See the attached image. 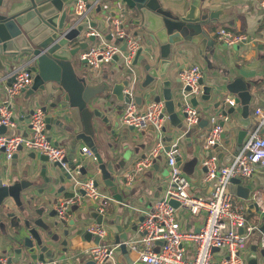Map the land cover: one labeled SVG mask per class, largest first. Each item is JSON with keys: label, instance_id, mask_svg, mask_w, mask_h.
Here are the masks:
<instances>
[{"label": "water", "instance_id": "obj_1", "mask_svg": "<svg viewBox=\"0 0 264 264\" xmlns=\"http://www.w3.org/2000/svg\"><path fill=\"white\" fill-rule=\"evenodd\" d=\"M77 1L0 0V73L10 67L8 64L13 66L25 59H33V82L23 90L25 98L18 116L30 125V118L39 106L45 113L48 138L54 140L55 144H62L60 140H64L71 142L73 146L70 151V147L64 144L67 155L61 161L54 162L46 155L29 152L30 157L43 162L40 175L45 181L58 183L77 180L79 188L87 175L94 178L97 187L104 185L110 189L115 199L123 202L126 190L130 191L131 188L119 184L112 161L105 160L98 143L102 129L95 119L101 118L104 123L111 125L109 115L105 114L101 106H105L106 110L112 107L111 97L119 102H129L130 97L124 91L131 86L138 104L142 103L143 95L156 102L164 100L170 123L169 127L164 126V132L169 134L164 136L165 141H172L177 136V130L190 136L194 127L187 129V113L183 111L186 102L181 90L178 93V88L173 87L180 82L179 77L172 78L175 70L181 68L177 61L178 53L183 49L185 41L199 43L204 48L212 47L214 40L210 36V24L225 11H207L204 0H193L186 11L165 7L160 0H103L94 12L102 15L99 19L93 17L90 23H77L74 15V4ZM116 15L123 18V26L126 22L129 30L141 42L132 67L124 68L119 56H116L114 60L119 61L118 68L90 72L87 62L80 60L78 54L90 45V41H95L96 37L92 35L88 40L81 38L91 25L101 30L107 40L122 42L123 39L113 38L106 23L109 17ZM121 47L125 50L124 44ZM224 77H214L208 83H205L204 77L201 78L203 93L199 99L193 97L191 103L197 106L203 100L206 102L203 107L206 112L217 111L231 117L228 122L222 121L225 128L223 138L231 129L239 128V148L256 124L250 105L253 93L251 84L242 77L229 81L228 75L225 74ZM100 78L103 80L95 82ZM13 80L14 77L10 82ZM159 86L161 93H155ZM142 89L143 95L138 94ZM105 92L101 102L98 96ZM229 95L233 96L236 105H241L240 112L236 105L228 103ZM208 122L205 117L199 125L207 126ZM5 131V126L0 127V132ZM55 137L61 139H54ZM80 143L92 156L83 147L77 146ZM169 148L170 145L167 150ZM21 150L20 146L13 158H17ZM234 153L225 156L224 160L230 162ZM217 156L223 157V152H219ZM179 164L181 165L180 159ZM49 170L57 176H47ZM26 172L30 173V170ZM165 173L168 174V169H165ZM34 177L19 179L12 174L6 180L0 159V231L6 236L3 254L9 256L8 263L22 264L28 259L53 260L56 253L60 252L55 247L61 237L60 230L68 221L57 216L55 207L48 209L47 201L40 195L43 189L41 187L37 190V179ZM230 190L245 200L254 192L252 187L244 185L239 178L234 179ZM80 191L84 193L83 190ZM170 202L175 207L179 206L176 200ZM254 210L258 212V204L251 201L248 211ZM89 215L99 223L103 221L97 205ZM143 219L144 216L140 217V221ZM117 229L119 233L115 243L120 244V251L127 258L128 264H131L126 241L130 230H136L137 225L131 226L127 219L122 224L118 223ZM259 230L264 234V221ZM63 234L68 235L69 230L65 229ZM84 236L88 240L93 239L95 243L100 240L98 236L93 238L90 232H86ZM66 243L65 240L61 241V244ZM214 250L219 248L215 247ZM261 254L264 255V249ZM62 259L64 263L60 261L63 264H82L78 256L69 261H65V256ZM84 264L95 262L89 259ZM245 264H264L259 259L258 245L251 246Z\"/></svg>", "mask_w": 264, "mask_h": 264}, {"label": "built area", "instance_id": "obj_2", "mask_svg": "<svg viewBox=\"0 0 264 264\" xmlns=\"http://www.w3.org/2000/svg\"><path fill=\"white\" fill-rule=\"evenodd\" d=\"M103 0H78L74 4V15L77 23L92 21L97 7ZM264 7V0H260ZM108 30L114 39H123L122 42L107 40L104 33L89 25L86 29L85 38L95 36L96 40L81 50L80 60H85L90 72H95L104 64L114 61L119 56L124 68L132 67L133 60L141 45L139 39L125 26L120 15L109 17L106 20ZM216 41L226 46H235L249 39L247 33L235 31L226 27H219L215 34ZM122 44L125 50H122ZM33 59H25L14 64L4 74L3 81L4 98L0 103V127L5 126L6 131L0 132V149L4 148L6 161H11L19 151V147L27 153L35 152L49 157L51 162L61 161L67 155V148L61 144H55L48 138L46 132V119L43 110L37 106L30 118L28 135L8 134L17 127L14 111V99L33 82L32 66ZM14 77V80H10ZM178 77L182 84L181 93L186 102L183 111L187 113L185 121L187 129L199 125L205 118L206 111L199 105L191 103L193 97L198 99L203 93V70L199 65L192 64L183 66L178 71ZM125 93L130 101L125 104L120 122L126 127H133L144 131L152 126L157 133L154 145L141 157L135 166V170L124 176L125 184H130L135 177L145 169L151 167L155 160L165 150L164 126L168 120L164 101L151 102L143 111H139L135 101L134 90L129 86ZM230 105H236L232 97L227 98ZM255 127L245 137L242 146L234 153L230 162L222 163L214 150L223 145V133L225 131L222 121H229V116L221 112H212L207 115L208 130L202 135L203 148L210 154L203 161L206 167L204 182L210 187L208 197L194 192L191 182L179 164L183 152L180 146V137L171 141L170 148L165 150L166 165L168 169V181L164 196L156 201L153 209L144 214V219L138 224L139 236L126 241L128 250L136 252L138 260L145 264H245L246 254L249 251V240L252 234L259 230L264 216V200L261 189L254 191L250 198L245 200L249 203L256 201L258 204V216L249 219L243 200H237L230 190L234 179L241 181L253 178L264 167V108L257 107L254 113ZM263 131V132H262ZM83 149L92 156L86 148ZM21 150V151H22ZM20 151V152H21ZM80 190H83L84 193ZM85 197L99 201L98 209L104 214L106 201L95 185L93 177L83 180L78 189L72 194L59 198L55 203L57 216L68 221L72 217V207L81 206ZM101 200V201H100ZM171 200L179 202L175 207ZM179 210H185L195 216L204 215L202 225L188 231L182 226L179 219ZM242 229V231H241ZM87 232L100 238L87 250V254L95 264H106L119 248L120 244L103 242L111 236V229L103 222H92L86 227ZM193 245L192 256H188L187 245ZM261 244L264 247V237ZM160 250H156V246ZM223 251L222 254L214 248ZM0 264L8 263V256L0 255ZM31 264H63L60 260L35 259ZM114 264H119L114 262Z\"/></svg>", "mask_w": 264, "mask_h": 264}, {"label": "crops", "instance_id": "obj_3", "mask_svg": "<svg viewBox=\"0 0 264 264\" xmlns=\"http://www.w3.org/2000/svg\"><path fill=\"white\" fill-rule=\"evenodd\" d=\"M193 0H160V2L168 8L172 9H182L186 11L189 9L190 4ZM204 6L207 11L223 10L224 13L220 14L218 18L211 22V27L209 29L210 36L214 40V45L212 47H205L199 43H194L192 41H185L183 43V49L178 53L177 61L180 63L179 67L196 64L199 65L203 70V77L205 83L212 81L215 78H225V74L228 75L229 80L235 77H242L245 81L251 84V91L253 93V98L251 101V114L254 116L255 109L257 107L264 108V7L261 6L260 0H204ZM101 14H94L95 19H99ZM125 28L129 29V25L125 22ZM219 27H226L235 31H241L247 33L249 39L235 46H225L216 41L215 34ZM86 33V32H85ZM105 35V34H104ZM106 38V37H105ZM82 40H88L84 36ZM94 42V41H93ZM90 43H92L90 41ZM81 52V51H80ZM79 52V54H80ZM78 54V57H79ZM12 67V64H8ZM119 67V61H113L109 64L102 65L99 70L103 69H115ZM180 68V69H181ZM179 69V70H180ZM2 71L0 73V78L4 76L7 72ZM179 70H175L173 77H178L177 73ZM103 79H97L95 82H100ZM180 83H175L174 88H178V93L180 89ZM3 81L0 80V92H3ZM143 89L139 90L138 94L143 95ZM1 92V93H2ZM125 92V91H124ZM161 93V87L155 91V93ZM0 93V103L4 98V94ZM106 92L100 94L98 99L103 101V97ZM153 97V96H152ZM228 97H233L232 95ZM25 93L22 92L18 94L14 100H16V105H14L15 118L17 121V127H20L22 133L28 131L29 123L26 120L21 119L18 116L21 110V105L24 102ZM110 101L113 102L112 107L107 108L104 106L102 110L105 114L109 115L111 120V125L106 124L101 118H96L95 121L100 125L102 132L101 137L98 138V143L100 144L101 151L103 152L106 161H112L114 168L117 173V181L123 186H129L131 190H126V195L124 196V201L121 202L113 197L112 192L109 188L102 185L99 187L101 190V195L103 200L106 201L105 213L103 215V223H105L111 229V236L108 238L110 241L108 243L116 244L115 239L117 237L118 223H123L127 219L130 225H137V229L134 231L130 230L129 239H134L139 236L138 224L141 222L140 217L144 216L146 212L153 209L154 204L158 199L164 196L166 189L168 174L165 173L167 169L166 165V153L167 147L170 145L171 141H165V150L162 154L155 160L154 164L140 172L130 184H125L124 176L128 172L135 170L137 161L143 157L149 149L154 145L155 139L157 138V133L154 131L152 126H149L144 131H139L134 128H129L121 124L120 118L122 111L125 107L126 102H119L115 97H111ZM155 101L154 99H149L147 96L143 95V101L138 104L139 111H143L147 106ZM164 101V100H162ZM99 103V101H98ZM206 102L201 101L200 106L203 108ZM103 105V104H102ZM238 107V112L241 111V105H236ZM217 112V111H214ZM209 113L207 112L206 117ZM255 117V116H254ZM231 117L229 118L230 121ZM166 126H170L169 119L165 123ZM209 126L195 125L194 131L190 136L183 135L179 130L175 131L177 135L173 140L180 137V146L183 155L180 159L181 166H183V171L191 182V189L203 196L208 197L210 194V187L208 183L204 182V176L206 172V167L203 164L205 158L210 154L203 148V137L202 135L208 130ZM12 129L11 131H13ZM238 130L231 129L229 134L223 139V145L217 147L214 153L218 155L219 152H223V157L220 158V162L227 163L224 160L225 156H229L234 153L239 148L237 147L238 141ZM252 130V129H251ZM250 130V131H251ZM98 135V134H97ZM168 132L164 133V136H168ZM189 138V140H187ZM54 139H61L55 137ZM179 139V138H178ZM172 140V141H173ZM229 140V143H226ZM60 140L61 145H67L70 147V151L73 146L71 142ZM78 147H85L83 144H78ZM4 153L0 149V155ZM29 153H21L17 158H13L11 161H6L4 158L1 159V168L5 177L8 178L10 175L16 176V178L31 177L37 179V190L42 187L43 192L40 195L48 203V209L55 207L56 201L66 195L72 194L76 189H78L77 180H66L65 182H46L45 178L40 175V169L43 165L38 158L33 159L28 155ZM161 157V158H160ZM160 158V159H159ZM11 163L13 165L11 166ZM8 165V167H5ZM11 166V167H10ZM30 170V173L26 171ZM36 170V171H35ZM33 171L34 174H33ZM100 171V170H99ZM28 174V176H27ZM47 176L56 177L52 171L47 172ZM80 177L82 175H79ZM86 178H89L87 175ZM12 178V177H11ZM82 178V177H81ZM85 179V178H82ZM244 185L250 186L257 191L259 189L263 192L264 200V167H262L259 172L251 179L242 181ZM123 192V189L121 190ZM252 195V194H251ZM126 197V199H125ZM237 197V200H243L242 205L246 207V214L249 219H255L258 216V212L254 210L253 212L248 211L249 203L245 202L243 198ZM101 201V200H100ZM99 201H84L81 206H75L72 209V217L68 220L66 225H63L60 233L61 237L56 245V253L54 259L64 260L62 257H66L67 260L73 259L74 256H78L82 264L89 260L90 257L86 253L87 250L97 244L93 239L88 240L84 234L87 232L86 227L92 222H98L93 219L89 213L96 207H98ZM179 219L181 220L182 226L188 231H194L198 229L203 221L204 215L195 216L185 210L180 213ZM263 223V222H262ZM129 228V225L128 227ZM65 229L69 230L68 235H64ZM262 237L264 234L260 230H256L250 240H249V251L252 245H258V254L261 262H264V255L261 254V250L264 247L261 244ZM94 238V236H93ZM67 241L66 244H61V241ZM6 236L0 231V255L5 253L4 247L6 243ZM67 250L66 252L63 250ZM188 256H192L193 245H187ZM247 252V254L249 253ZM131 264H145L138 260V255L136 252L128 250ZM217 254H222L223 251L217 250ZM121 255L123 257L122 264H128L125 255L117 248L113 255V260L116 255ZM246 254V257H247ZM8 256V255H7ZM9 257V256H8ZM34 259H28L22 262V264H31ZM114 262L117 261H113ZM119 263V262H117ZM14 264V263H13ZM121 264V263H119Z\"/></svg>", "mask_w": 264, "mask_h": 264}, {"label": "rangeland", "instance_id": "obj_4", "mask_svg": "<svg viewBox=\"0 0 264 264\" xmlns=\"http://www.w3.org/2000/svg\"><path fill=\"white\" fill-rule=\"evenodd\" d=\"M226 46V45H225ZM105 65V64H104ZM181 87H182V84L180 83V89H181ZM180 91V90H179ZM2 92V91H1ZM0 92V93H1ZM14 104L16 105V100H14ZM8 134H15V135H17V134H24L25 136H27L28 135V131H25L24 133H22V130H21V128L20 127H18V128H15L13 131H9V133ZM21 153H27L25 150H22L21 151ZM0 158L2 159V158H4L5 159V155H4V153H1V155H0ZM161 158V157H160ZM159 158V159H160ZM166 162H167V160H166ZM13 165V163H11V166ZM10 166V167H11ZM5 167H8V165H5ZM181 168L183 169V166H181ZM99 192L101 193V190L99 189ZM85 199V201L87 202V201H89V200H91V201H95V202H98V201H96V200H93V199H91V198H89V197H85L84 198ZM75 207V206H74ZM73 208V207H72ZM184 211V210H183ZM182 212V210H179L178 211V214L180 215V213ZM187 212V211H186ZM110 227V226H109ZM110 241V239H104L103 240V242H109ZM156 250H160V246L159 245H157L156 247ZM114 260L115 261H117V262H119V263H123L124 261H123V257L121 256V255H116L115 257H114ZM113 260V258H111L110 260H109V262H111V263H109V262H107L106 264H113L112 262L114 261Z\"/></svg>", "mask_w": 264, "mask_h": 264}]
</instances>
